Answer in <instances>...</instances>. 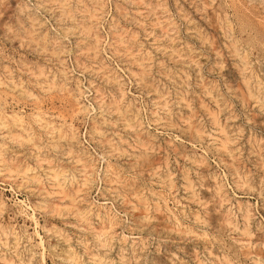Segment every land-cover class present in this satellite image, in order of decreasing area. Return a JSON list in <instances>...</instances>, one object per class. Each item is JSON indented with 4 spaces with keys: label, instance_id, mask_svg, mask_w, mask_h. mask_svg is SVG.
Here are the masks:
<instances>
[{
    "label": "rangeland",
    "instance_id": "rangeland-1",
    "mask_svg": "<svg viewBox=\"0 0 264 264\" xmlns=\"http://www.w3.org/2000/svg\"><path fill=\"white\" fill-rule=\"evenodd\" d=\"M5 1L0 264H264V0Z\"/></svg>",
    "mask_w": 264,
    "mask_h": 264
},
{
    "label": "bare ground",
    "instance_id": "bare-ground-1",
    "mask_svg": "<svg viewBox=\"0 0 264 264\" xmlns=\"http://www.w3.org/2000/svg\"><path fill=\"white\" fill-rule=\"evenodd\" d=\"M9 0H7V2H8ZM118 1V0H117ZM3 2V1H2ZM6 2V1H5ZM6 2V3H7ZM16 2H17V0H16ZM21 2V1H20ZM129 2V1H128ZM228 2V1H227ZM232 2V1H231ZM240 2V1H239ZM19 3V2H18ZM29 3V2H28ZM64 3V2H63ZM66 3H68V2H66ZM124 3V2H123ZM261 3V2H260ZM4 4V3H3ZM8 4V3H7ZM31 4V3H30ZM30 4H28V5H30ZM39 4H41V3H39ZM127 4H129V3H127ZM229 4V3H228ZM254 4V3H253ZM17 5V4H16ZM19 5V4H18ZM36 5V4H35ZM54 5V4H53ZM56 5V4H55ZM72 5H74V4H72ZM123 5V4H122ZM124 5H126V4H124ZM138 5H139V3H138ZM258 5V4H257ZM256 5V6H257ZM10 6V5H9ZM11 6H13V5H11ZM32 6V5H31ZM37 6V5H36ZM128 6V5H127ZM229 6V5H228ZM4 7V6H3ZM5 7H6V4H5ZM68 7H70V6H68ZM73 7V6H72ZM72 7H71V9H72ZM124 7H126V6H124ZM135 7V6H134ZM232 7V6H231ZM258 7V6H257ZM13 8H15V7H13ZM36 8V7H35ZM42 8V7H41ZM122 8V7H121ZM143 8V7H142ZM164 8V7H163ZM162 8V9H163ZM208 8V7H207ZM1 9V8H0ZM10 9V8H9ZM124 9V8H123ZM228 9H229V7H228ZM255 9H257V8H255ZM41 9H39V11H40ZM60 10V9H59ZM70 10V9H69ZM91 10V9H90ZM127 10H128V7H127ZM66 11V10H65ZM73 11V10H72ZM75 11V10H74ZM73 11V12H74ZM104 11V10H103ZM102 11V12H103ZM194 11V10H193ZM239 11V10H238ZM28 12V11H27ZM30 12H31V10H30ZM37 12V11H36ZM94 12V11H93ZM195 12V11H194ZM253 12V11H252ZM256 12H257V10H256ZM263 12V11H262ZM5 13H7L6 12V9H5ZM29 13V12H28ZM39 13V12H38ZM42 13V12H41ZM48 13H50V12H48ZM57 13V12H56ZM107 13V12H106ZM119 13H121L120 11H119ZM128 13H130V11H128ZM230 13V12H229ZM254 13V12H253ZM31 14V13H30ZM74 14V13H73ZM257 14V13H256ZM40 15V14H39ZM51 15V14H50ZM81 15V14H80ZM105 15V14H104ZM123 15V14H122ZM166 15V14H165ZM188 15V14H187ZM264 15V14H263ZM19 16V15H18ZM28 16H29V14H28ZM86 16V15H85ZM84 16V17H85ZM158 16H160V15H158ZM169 16V15H168ZM253 16V15H252ZM257 16V15H256ZM261 16V15H260ZM41 17V16H40ZM40 17H38V19L40 18ZM123 17V16H122ZM162 17V16H161ZM164 17H166V16H164ZM212 17V16H211ZM139 18V17H138ZM166 18H168V17H166ZM233 18V17H232ZM140 19H141V17H140ZM152 19V18H151ZM236 19H237V17H236ZM23 20H25L24 18H23ZM23 20H22V22H23ZM47 20V19H46ZM105 20V19H104ZM103 20V21H104ZM141 20H143V19H141ZM145 20V19H144ZM233 20V19H232ZM39 21H41V20H39ZM56 21H57V19H56ZM100 21V20H99ZM101 21H102V19H101ZM201 21V20H200ZM37 22H38V20H37ZM43 22V21H42ZM66 22H67V20H66ZM160 22V21H159ZM209 22H210V20H209ZM222 22V21H221ZM240 22V21H239ZM263 22V21H262ZM65 23V22H64ZM191 23V22H190ZM27 24V23H26ZM60 24L62 25L63 23H61L60 22ZM59 24V25H60ZM101 24V23H100ZM136 24V23H135ZM241 24V23H240ZM46 25H47V23H46ZM49 25V24H48ZM65 25V24H64ZM43 26V25H42ZM232 26V25H231ZM255 26V25H254ZM44 27H46V26H44ZM68 27V26H67ZM99 27H100V25H99ZM198 27V26H197ZM234 27V26H233ZM35 28V27H34ZM63 28H65V27H63ZM62 28V29H63ZM206 28V27H205ZM257 28V27H256ZM44 29V28H43ZM78 29V28H77ZM150 29V28H149ZM168 29V28H167ZM30 30V29H29ZM39 30V29H38ZM42 30V29H41ZM45 30V29H44ZM56 30V29H55ZM60 30V29H59ZM58 30V31H59ZM178 30V29H177ZM52 31V30H51ZM54 31V30H53ZM123 31V30H122ZM121 31V32H122ZM158 31V30H157ZM208 31V30H207ZM39 32V31H38ZM37 32V33H38ZM43 32V30L41 31V33ZM56 32V31H55ZM54 32V33H55ZM82 32V31H81ZM159 32V31H158ZM41 33H38V34H41ZM47 33V32H46ZM50 33V32H49ZM60 33V32H59ZM63 33H65V32H63ZM98 33V32H97ZM107 33V32H106ZM127 33V32H126ZM130 33V32H129ZM207 33V32H206ZM34 34V33H33ZM56 34V33H55ZM61 34V33H60ZM68 34V33H67ZM162 34V33H161ZM187 34V33H186ZM46 35V34H45ZM62 35V34H61ZM64 35H66V34H64ZM64 35H62V37L64 36ZM82 35V34H81ZM52 36H54V35H52ZM74 36V35H73ZM79 36V35H78ZM101 36V35H100ZM158 36V35H157ZM196 36V35H195ZM54 37H56V36H54ZM66 38H67V36H65ZM77 37V36H76ZM80 37V36H79ZM78 37V38H79ZM82 37V36H81ZM118 37H120V36H118ZM64 38V37H63ZM74 38V37H73ZM237 38V37H236ZM68 39V38H67ZM93 39V38H92ZM192 39V38H191ZM46 40V39H45ZM59 40V39H58ZM62 40V39H61ZM60 40V41H61ZM65 40V39H64ZM70 40H72V38L70 39ZM69 40V41H70ZM75 40H76V38H75ZM125 40H126V38H125ZM161 40V39H160ZM186 40H187V38H186ZM102 41V40H101ZM123 41V40H122ZM195 41V40H194ZM65 42V41H64ZM126 42H127V40H126ZM103 43V42H102ZM105 43V42H104ZM103 43V44H104ZM131 43V42H130ZM129 43V44H130ZM160 43V42H159ZM158 43V44H159ZM60 44V43H59ZM73 45V44H72ZM81 45V44H80ZM106 45V44H105ZM162 45H163V43H162ZM44 46V45H43ZM99 46V45H98ZM100 46H101V44H100ZM120 46L122 47V45L120 44ZM132 46V45H131ZM166 46V45H165ZM48 47V46H47ZM72 47H75V46H72ZM82 47V46H81ZM130 47V46H129ZM134 47V46H133ZM137 47V46H136ZM70 48V47H69ZM102 47H100V49H101ZM123 48V47H122ZM135 48V47H134ZM192 48V47H191ZM75 49V48H74ZM163 49V48H162ZM183 49V48H182ZM72 48H71V52H72ZM104 50H106L105 49V46H104ZM110 50H112V49H110ZM115 50V49H114ZM138 50H141V49H138ZM137 50V51H138ZM167 50V49H166ZM74 51V50H73ZM102 51H103V49H102ZM144 51V50H143ZM194 51V50H193ZM104 53H105V51H103ZM112 52V51H111ZM128 52H130V51H128ZM142 52V51H141ZM164 52H166V51H164ZM169 52V51H168ZM171 52V51H170ZM211 52V51H210ZM74 53V52H73ZM90 53V52H89ZM89 53H87V54H89ZM100 53V52H99ZM224 53V52H223ZM181 54H182V52H181ZM212 54V53H211ZM259 54V53H258ZM98 55V54H97ZM102 55V54H101ZM136 55V54H135ZM174 55V54H173ZM61 56V55H60ZM87 56V55H86ZM139 56V55H138ZM176 56V55H175ZM210 56V55H209ZM264 56V55H263ZM261 57V56H260ZM89 58V57H88ZM263 58V57H262ZM261 58V59H262ZM80 59V58H79ZM78 59V60H79ZM97 59V58H96ZM200 59V58H199ZM235 59V58H234ZM252 59V58H251ZM51 60H52V58H51ZM55 60V59H54ZM77 60V61H78ZM98 60V59H97ZM233 60V59H232ZM88 61H90V60H88ZM79 62V61H78ZM93 62V61H92ZM144 62V61H143ZM176 62V61H175ZM202 62V61H201ZM80 63V62H79ZM153 64V63H152ZM175 64V63H174ZM190 64V63H189ZM65 65V64H64ZM128 65V64H127ZM126 65V66H127ZM205 65V64H204ZM58 66V65H57ZM178 66V65H177ZM61 67V66H60ZM132 67V66H131ZM180 67V66H179ZM32 69V68H31ZM43 69V68H42ZM259 69H260V67H259ZM147 70V69H146ZM195 70V69H194ZM6 71V70H5ZM154 71V70H153ZM48 72V71H47ZM51 72V71H50ZM55 72H56V70H55ZM68 72V71H67ZM74 72V71H73ZM234 72V71H233ZM152 74H153V72H152ZM235 74V73H234ZM119 75V74H118ZM10 76V75H9ZM156 76V75H155ZM11 77V76H10ZM74 77V76H73ZM149 77V76H148ZM5 78H6V76H5ZM9 78V77H8ZM41 79V78H40ZM79 79V78H78ZM145 79V78H144ZM177 79V78H176ZM147 80V79H146ZM150 80V79H149ZM149 80H148V82H149ZM257 80V79H256ZM58 81V80H57ZM120 81V80H119ZM51 82V81H50ZM56 82V81H55ZM59 82V81H58ZM178 82V81H177ZM166 83V82H165ZM167 83H169V82H167ZM251 83V82H250ZM72 84V83H71ZM154 84H155V82H154ZM153 84V85H154ZM160 84V83H159ZM170 84V83H169ZM168 84V85H169ZM42 85V84H41ZM66 85H68V84H66ZM81 85V84H80ZM111 85V84H110ZM157 85V84H156ZM155 85V86H156ZM174 85V84H173ZM251 85V84H250ZM72 86V85H71ZM87 87V86H86ZM142 87V86H141ZM59 88V87H58ZM83 88V87H82ZM160 88V87H159ZM171 88V87H170ZM72 89V88H71ZM70 89V90H71ZM74 89V88H73ZM76 89V88H75ZM146 89H147V87H146ZM165 89V88H164ZM211 89V88H210ZM255 89V88H254ZM176 90V89H175ZM196 90V89H195ZM56 91V90H55ZM62 91H63V89H62ZM75 91V90H74ZM112 91V90H111ZM212 91V90H211ZM252 91V90H251ZM86 92V91H85ZM127 92V91H126ZM156 92H159V90L158 91H156ZM168 93H170L169 91H168ZM176 93V92H175ZM213 93V92H212ZM83 94H85L84 92H83ZM152 94H154V93H152ZM158 94V93H157ZM164 94V93H163ZM205 94V93H204ZM227 94V93H226ZM262 94V93H261ZM73 95V94H72ZM87 95V94H86ZM116 95H117V93H116ZM119 95V94H118ZM161 95V94H160ZM229 95V94H228ZM85 96V95H84ZM152 96V95H151ZM159 96V95H158ZM262 96V95H261ZM71 97V96H70ZM86 97H88V96H86ZM153 97V96H152ZM157 97V96H156ZM171 97V96H170ZM155 98V97H154ZM86 99V98H85ZM204 99H205V97H204ZM223 99V98H222ZM70 100H71V98H70ZM89 100V99H88ZM132 100V99H131ZM133 101V100H132ZM132 101H131V103H132ZM90 102H91V100H90ZM161 102V101H160ZM80 103V102H79ZM86 103H88V102H86ZM163 103V102H162ZM74 104H76V103H74ZM85 104V103H84ZM250 104V103H249ZM91 106H93L92 104H90ZM132 105V104H131ZM192 105H194L193 103H192ZM81 106H83V105H81ZM90 106V107H91ZM124 106V105H123ZM139 106H140V104H139ZM213 106V105H212ZM122 109V108H121ZM132 109H133V111H134V108L132 107ZM158 109H159V106H158ZM161 109V108H160ZM170 109H172V108H170ZM174 109V108H173ZM198 109V108H197ZM106 111H107V109H105ZM142 110V109H141ZM94 111V110H93ZM92 111V112H93ZM172 111H174V110H172ZM102 112V111H101ZM108 112V111H107ZM141 112V111H140ZM14 113V112H13ZM16 113V112H15ZM133 113V112H132ZM161 113V112H160ZM173 113V112H172ZM177 113V112H176ZM226 113V112H225ZM18 114V113H17ZM37 114V113H36ZM87 114V113H86ZM90 114V113H89ZM227 114V113H226ZM102 115V114H101ZM143 115V114H142ZM232 115V114H231ZM21 116H22V114H21ZM37 116V115H36ZM87 116V115H86ZM125 116V115H124ZM127 116V115H126ZM220 116V115H219ZM0 117H1V114H0ZM3 117V116H2ZM11 117H12V120H13V124H15V125H21L20 123L22 122V120H21V118H20V116H17L16 114H13V115H11ZM43 117V116H42ZM87 117H89V115L87 116ZM87 117H86V119H87ZM173 117H174V115H173ZM186 117V116H185ZM23 118V117H22ZM37 118V117H36ZM46 118V117H45ZM44 117H43V119H45ZM84 118V117H83ZM24 119V118H23ZM42 119V120H43ZM137 119V118H136ZM177 119V118H176ZM41 120V119H40ZM55 120V119H54ZM36 121V120H35ZM73 121V120H72ZM97 121V120H96ZM5 122V121H4ZM4 122H1L2 124L4 123ZM10 122V121H9ZM52 122V121H51ZM11 123V122H10ZM23 123V122H22ZM48 123H49V121H48ZM40 124H41V122H40ZM45 124V123H44ZM76 124V123H75ZM132 124V123H131ZM144 124V123H143ZM180 124V123H179ZM25 125V124H24ZM42 125V124H41ZM53 125V124H52ZM183 125V124H182ZM3 127H5L4 125H2ZM87 126V125H86ZM89 126V125H88ZM125 126H127V125H125ZM209 126V125H208ZM252 126V125H251ZM79 127V126H78ZM210 127V126H209ZM56 128V127H55ZM89 128V127H88ZM143 128V127H142ZM253 128H255V127H253ZM257 128V127H256ZM51 129V128H50ZM52 129H54L53 127H52ZM61 129V128H60ZM73 129V128H72ZM78 129H80V128H78ZM91 129V128H90ZM230 129V128H229ZM234 129V128H233ZM243 129V128H242ZM241 129V130H242ZM39 130V129H38ZM41 130V129H40ZM21 131V130H20ZM57 131V130H56ZM73 131V130H72ZM174 131V130H173ZM11 132V131H10ZM175 132V131H174ZM174 132H172V133H174ZM257 132V131H256ZM41 133V132H40ZM55 133V132H54ZM111 133V132H110ZM212 133V132H211ZM24 134V133H23ZM36 134V133H35ZM83 134V133H82ZM263 134H264V132H263ZM74 135V134H73ZM112 135V134H111ZM173 135V134H172ZM215 135V134H214ZM218 135V134H217ZM239 135V134H238ZM36 136V135H35ZM26 137V136H25ZM55 137V136H54ZM113 137V136H112ZM173 137V136H172ZM177 137V136H176ZM108 138V137H107ZM238 138V137H237ZM5 139V138H4ZM32 139V138H31ZM34 139V138H33ZM37 139V138H36ZM84 139V138H83ZM27 140V139H26ZM81 140V139H80ZM85 140V139H84ZM53 141V140H52ZM85 141H87V140H85ZM230 141V140H229ZM1 142V141H0ZM33 142V141H32ZM59 143V142H58ZM190 143H192V142H190ZM200 143V142H199ZM64 144V143H63ZM88 144V143H87ZM204 144V143H203ZM229 144V143H228ZM227 144V145H228ZM76 145V144H75ZM74 145V146H75ZM192 145V144H191ZM195 145V144H194ZM200 145H201V143H200ZM206 145V144H205ZM74 146H73V148H74ZM122 146V145H121ZM124 146V145H123ZM36 147H38L37 145H36ZM202 147V146H201ZM204 147V146H203ZM231 147V146H230ZM1 148H3L2 146H1ZM77 148V147H76ZM82 148V147H81ZM200 148V147H199ZM236 148V147H235ZM104 149V148H103ZM203 149V148H202ZM207 149V148H206ZM87 150V149H86ZM91 150V149H90ZM211 150V149H210ZM6 151H7V149H6ZM177 151V150H176ZM206 151V150H205ZM204 151V152H205ZM95 152V151H94ZM93 152V153H94ZM101 152V151H100ZM171 152V151H170ZM85 153V152H84ZM92 153V155L94 156L95 154H93ZM98 153V152H97ZM239 153V152H238ZM99 154V153H98ZM101 154V153H100ZM189 154V153H188ZM218 154V153H217ZM232 154V153H231ZM79 155V154H78ZM236 155V154H235ZM264 155V154H263ZM2 156V155H1ZM101 156H104V155H101ZM12 157H13V155H12ZM98 158V157H97ZM8 159V158H7ZM62 159V158H61ZM87 159V158H86ZM94 159V158H93ZM104 158H102V160H103ZM224 159V158H223ZM89 160V159H88ZM208 160V159H207ZM236 160V159H235ZM14 162V161H13ZM241 162V161H240ZM188 163V162H187ZM189 164V163H188ZM3 165V164H2ZM186 165V164H185ZM192 165V164H191ZM7 166V165H6ZM22 166V165H21ZM100 166V165H99ZM226 166V165H225ZM92 168V167H91ZM62 169V168H61ZM100 169V168H99ZM109 170V169H108ZM97 171V170H96ZM205 171V170H204ZM37 172V171H36ZM260 172V171H259ZM70 173V172H69ZM99 173V172H98ZM97 173V174H98ZM59 174H62V173H59ZM64 174V173H63ZM41 175V174H40ZM68 175V174H67ZM69 177V176H68ZM92 177V176H91ZM153 177H155V176H153ZM62 178V177H61ZM60 179V178H59ZM154 179V178H153ZM63 180V179H62ZM71 180V179H70ZM195 180V179H194ZM64 181V180H63ZM69 181V180H68ZM80 181V180H79ZM176 182V181H175ZM263 182V181H262ZM66 183V182H65ZM218 183V182H217ZM53 184V183H52ZM88 184V183H87ZM158 184V183H157ZM178 184V183H177ZM211 184V183H210ZM198 185V184H197ZM207 186V185H206ZM87 188V187H86ZM180 188V187H179ZM165 190V189H164ZM180 190V189H179ZM182 190V189H181ZM68 191V190H67ZM58 192V191H57ZM163 194V193H162ZM183 194V193H182ZM159 195V194H158ZM59 196V195H58ZM178 196V195H177ZM3 198V197H2ZM61 198V197H60ZM153 198V197H152ZM205 198V197H204ZM4 199V198H3ZM39 199V198H38ZM37 199V200H38ZM41 199V198H40ZM81 199V198H80ZM19 200V199H18ZM22 200V199H21ZM42 200V199H41ZM47 200V199H46ZM210 200V199H209ZM23 201V200H22ZM159 201V200H158ZM167 201V200H166ZM7 202V201H6ZM18 202V201H17ZM53 202V201H52ZM185 202V201H184ZM14 203H15V201H14ZM25 203V202H24ZM228 203V202H227ZM51 204V203H50ZM103 205V204H102ZM225 205H226V203H225ZM7 206V205H6ZM24 206V205H23ZM27 206H29V205H27ZM169 206V205H168ZM192 206V205H191ZM190 206V207H191ZM199 206V205H198ZM242 206V205H241ZM1 207V206H0ZM73 207V206H72ZM81 207V206H80ZM140 207V206H139ZM175 207V206H174ZM182 207V206H181ZM222 207V206H221ZM21 208V207H20ZM196 208H198V207H196ZM202 208V207H201ZM19 210V209H18ZM25 210V209H24ZM31 210H32V208H31ZM234 210V209H233ZM236 210V209H235ZM165 211V210H164ZM213 211H214V209H213ZM30 212V211H29ZM196 212V211H195ZM216 212V211H215ZM4 213V212H3ZM3 213H2V215H3ZM21 213V212H20ZM24 213H26L25 211H24ZM33 213H34V211H33ZM32 213V214H33ZM30 214V213H29ZM234 214V213H233ZM170 215V214H169ZM28 217V216H27ZM161 217V216H160ZM37 218V217H36ZM105 218V217H104ZM249 218V217H248ZM177 219H179L178 217H177ZM31 221V220H30ZM104 221V220H103ZM106 222V221H105ZM183 222V221H182ZM186 222H188V221H186ZM36 223H37V221H36ZM114 223V222H113ZM115 224V223H114ZM121 225H122V223H121ZM182 225V224H181ZM199 225V224H198ZM38 226V225H37ZM25 227V226H24ZM187 227V226H186ZM171 228V227H170ZM26 229V228H25ZM28 229V228H27ZM26 229V230H27ZM30 229V228H29ZM176 230V229H175ZM194 230V229H193ZM8 231V230H7ZM32 231H34V229L32 230ZM36 231V230H35ZM38 231V230H37ZM37 231L36 232H33V233H37ZM88 232H90V231H88ZM88 232H86V233H88ZM123 232V231H122ZM258 233V232H257ZM9 234V233H8ZM23 234V233H22ZM25 234V233H24ZM89 234V233H88ZM91 234V233H90ZM102 236H103V234L102 233H100ZM125 234V233H124ZM36 235H40V234H36ZM17 236V235H16ZM86 236V235H85ZM100 236V235H99ZM18 237V236H17ZM31 237V236H30ZM35 237V236H34ZM40 237H42V236H40ZM65 237V236H64ZM106 238H107V235L105 236ZM115 237V236H114ZM25 238V237H24ZM23 238V239H24ZM67 238V237H66ZM105 238V239H106ZM209 238V237H208ZM31 239V238H30ZM41 241H42V239H41ZM106 241V240H105ZM36 242H38L37 240H36ZM107 242V241H106ZM12 243V242H11ZM13 244V243H12ZM41 244V243H40ZM42 245V244H41ZM44 245V244H43ZM107 245V244H106ZM205 245H207V244H205ZM18 246V245H17ZM95 246V245H94ZM111 246V245H110ZM208 247V246H207ZM10 248V247H9ZM43 248V247H42ZM132 248V247H131ZM4 249H6V248H4ZM33 249V248H32ZM237 249V248H236ZM235 249V250H236ZM3 250V249H2ZM8 250V249H7ZM127 250V249H126ZM129 250V249H128ZM42 251V250H41ZM135 251V250H134ZM233 251V250H232ZM66 252V251H65ZM6 253V252H5ZM10 253V252H9ZM41 253V252H40ZM123 254H125L124 252H122ZM239 253V252H238ZM44 255V253H42V255L40 256V257H42ZM88 255V254H87ZM109 255V254H108ZM76 257V256H75ZM80 257V256H79ZM253 257V256H252ZM237 258V257H236ZM79 259V258H78ZM257 259V258H256ZM43 260H44V258H43ZM45 261V260H44ZM94 261V260H93ZM70 262V261H69ZM9 264V263H8ZM44 264V263H43Z\"/></svg>",
    "mask_w": 264,
    "mask_h": 264
}]
</instances>
